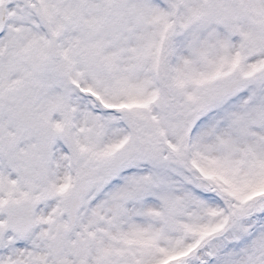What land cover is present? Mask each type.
<instances>
[{
	"label": "snow or ice",
	"instance_id": "obj_1",
	"mask_svg": "<svg viewBox=\"0 0 264 264\" xmlns=\"http://www.w3.org/2000/svg\"><path fill=\"white\" fill-rule=\"evenodd\" d=\"M0 264H264V0H0Z\"/></svg>",
	"mask_w": 264,
	"mask_h": 264
}]
</instances>
